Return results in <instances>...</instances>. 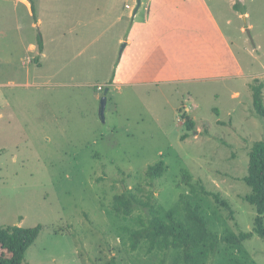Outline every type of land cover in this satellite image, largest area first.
Segmentation results:
<instances>
[{
	"label": "rangeland",
	"instance_id": "rangeland-1",
	"mask_svg": "<svg viewBox=\"0 0 264 264\" xmlns=\"http://www.w3.org/2000/svg\"><path fill=\"white\" fill-rule=\"evenodd\" d=\"M141 1L133 22L124 17L103 30L123 0H36L34 14L0 0V227L42 226L22 264H173L172 251L148 253L145 244L130 250L123 228L138 227L142 212L115 215L112 198L126 187L152 192L169 208L181 195L194 196L192 184L221 240L203 264H264L258 235L240 248L223 241L251 230L256 215L243 198L250 188L242 177L248 150L264 140L249 78L259 72L264 82V0H245L249 18L236 9L238 0L234 7L229 0ZM56 7L57 30L48 26ZM104 7L110 16H102ZM64 8L82 13L86 27L68 34ZM62 29L56 43L51 35ZM39 36L49 48L43 56L27 49ZM128 37L135 71L111 85ZM161 50L166 82L150 84L155 73L161 77L154 64L148 69ZM181 115L194 120L193 131ZM159 160L165 170L150 179L147 167ZM201 186L226 200L232 216Z\"/></svg>",
	"mask_w": 264,
	"mask_h": 264
},
{
	"label": "trees",
	"instance_id": "trees-1",
	"mask_svg": "<svg viewBox=\"0 0 264 264\" xmlns=\"http://www.w3.org/2000/svg\"><path fill=\"white\" fill-rule=\"evenodd\" d=\"M31 12L35 11V0H28ZM236 5V4H234ZM236 9L239 10L236 6ZM242 12V11H241ZM37 49L43 50V40L37 39ZM264 83L255 78L250 85L253 111L264 119ZM186 131H193L195 122L188 115H181ZM187 132L182 134L185 139ZM247 173L242 181L249 186L250 192L244 195V200L256 211L252 229L230 233L223 237V241L235 248H240L242 243L258 235L264 241V140H258L248 150ZM165 164L159 160L147 167L146 173L150 179H155L163 174ZM204 194H211L216 202L228 210L232 216V209L228 202L217 193H210L200 188ZM192 195H181L179 201L169 208L163 207L154 200L152 192L138 194L131 188H124L112 198V211L115 215L127 217L134 210H140L137 217L138 227H124L128 236L130 250L135 251L145 244L146 251L174 254V263L181 261L183 264H203L204 259L217 251L220 237L208 227L200 203L196 200L197 189L191 184ZM42 226L23 227L10 225L0 227V264H22L26 249L38 236ZM164 260H161L163 264Z\"/></svg>",
	"mask_w": 264,
	"mask_h": 264
},
{
	"label": "crops",
	"instance_id": "crops-1",
	"mask_svg": "<svg viewBox=\"0 0 264 264\" xmlns=\"http://www.w3.org/2000/svg\"><path fill=\"white\" fill-rule=\"evenodd\" d=\"M1 1H5V0H1ZM13 3V6L14 7H17L19 5H22L25 10L28 12V13H32L31 12V8H30V3L28 0H9ZM124 3H123V8L121 9V7L118 8V13L116 14L115 17H111L110 16V9L111 7L109 8H106L104 7L103 9V14L102 16L104 17L105 15L107 16H110V17H107L106 20L107 21H104L103 23V26H102V29L103 30H111L112 28H114L119 22L122 21V19L124 17H132V22H133V17L136 15V12L139 10V7L140 5L142 4V1L139 5V7L137 8L136 11H132L134 5H135V0H123ZM152 0H148L147 2H150ZM242 3V7L240 10L241 14L245 17L247 16V18H249V12L246 10L245 8V0H238ZM236 3V0H229V5H232L234 7V4ZM35 6H36V0H35ZM40 8L42 9L41 5H40ZM38 7V9H40ZM60 7H56L55 8V11L52 12V15H51V19H50V22L48 23V26L50 29H56L57 30V27L58 26H62L61 25V18H60V15L61 14H58V11L56 12V10H59ZM72 8H64L63 9V14L64 17L66 18V22L64 24V27L67 29L66 32H68V34H73L74 31H77L79 29H81L82 27H86L87 25V22L84 20V17H83V14L82 13H73V12H70ZM145 9H148L147 7ZM69 13H71V15L75 18H77L76 20H72L70 19L69 17ZM125 14H127V16H125ZM105 16V17H106ZM44 16L42 15V13H40L39 15L36 16V21H35V24L41 26L44 22ZM248 26L249 27H252V24L251 23H248ZM131 29H132V26H131ZM63 31V29L60 31V33L57 34V32H55L53 35H51V38H53V40H55V42L57 43V40H56V37H58L59 34H61ZM62 35L64 36L65 33H62ZM61 35V37H63ZM126 39V45H131V47L128 49V52L126 54V57L125 59L123 60V62L121 63L122 66H121V69L118 68L117 69V72L113 75L112 79L110 80L109 84L111 85H114V84H118V80L120 78L121 75H123L124 73L125 74V78L127 77L128 74H132L133 71H135V68L131 66V64L127 61L130 54L133 52V49L135 47V44L131 41V39L128 37V38H125ZM51 40V42L53 41ZM72 40V39H71ZM120 40H123V38L121 37L119 39ZM258 47V50L261 48V44H258L257 45ZM161 48V47H160ZM28 51L32 54H35L37 53V46L33 43V42H30L29 43V46H28ZM48 46H47V43L44 42V46H43V50L41 52V56H43L44 54L47 53V50H48ZM153 60V61H152ZM154 64L155 66V70L156 72H158V74L161 76L159 77L156 74V77L157 78H154L150 81H148L150 84H155V83H164L166 82V80L164 79V77H166L168 75V69H169V63H168V60L166 58H164V55H163V52L162 50L159 52V55L158 56H154L151 58V65H149V68L148 69H152V66ZM263 76L258 72V73H252L249 78H252V79H255V78H258L259 80H261ZM262 81V80H261ZM264 83V82H263ZM97 88V87H96ZM109 91V90H108ZM263 91H264V87H263ZM237 94V93H235Z\"/></svg>",
	"mask_w": 264,
	"mask_h": 264
},
{
	"label": "water",
	"instance_id": "water-1",
	"mask_svg": "<svg viewBox=\"0 0 264 264\" xmlns=\"http://www.w3.org/2000/svg\"><path fill=\"white\" fill-rule=\"evenodd\" d=\"M140 3H141V0H137L136 6L134 8V11L137 10V8L139 7ZM107 92H108V87L105 88L103 94L100 97V110H99V113H100V116H101L102 119H103V114H104V110H105V106H106V102H107V96H106Z\"/></svg>",
	"mask_w": 264,
	"mask_h": 264
},
{
	"label": "built area",
	"instance_id": "built-area-1",
	"mask_svg": "<svg viewBox=\"0 0 264 264\" xmlns=\"http://www.w3.org/2000/svg\"><path fill=\"white\" fill-rule=\"evenodd\" d=\"M97 89H98V90H102V86H101V85H98V86H97Z\"/></svg>",
	"mask_w": 264,
	"mask_h": 264
}]
</instances>
